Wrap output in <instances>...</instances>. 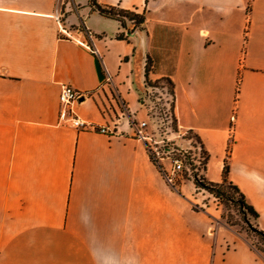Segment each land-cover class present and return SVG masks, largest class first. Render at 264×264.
<instances>
[{"label":"crops","instance_id":"obj_1","mask_svg":"<svg viewBox=\"0 0 264 264\" xmlns=\"http://www.w3.org/2000/svg\"><path fill=\"white\" fill-rule=\"evenodd\" d=\"M17 1L0 3V264H264L195 203L194 181L167 183L131 127L147 117V81L170 79L205 177L222 181L229 151V179L264 231V0H95L145 12L131 33L91 0H69L73 38L52 0ZM63 83L93 92L75 107L81 119L119 132L63 123Z\"/></svg>","mask_w":264,"mask_h":264},{"label":"built area","instance_id":"obj_2","mask_svg":"<svg viewBox=\"0 0 264 264\" xmlns=\"http://www.w3.org/2000/svg\"><path fill=\"white\" fill-rule=\"evenodd\" d=\"M56 18L59 22L60 34L61 37L73 38V34L71 28H69L64 21L62 20L59 11L56 12ZM131 23V22H130ZM89 37L92 39L91 33H89ZM85 44L88 48H91L94 52L98 53V50L92 46L91 42H81ZM98 56V55H97ZM106 78V74H105ZM108 81L112 80V77L109 75L106 78ZM156 86L148 85L146 91L141 95V104L147 110L146 119L140 121H131V127L133 128V135L138 139L145 141L149 154L155 163L160 167L163 172V176L168 184L172 187L176 188L179 186V182L183 181L186 176H190L194 179L200 177V175L196 174V163L198 160L196 159V155H192L189 151V148L185 147H172L167 143L172 142L174 144V139L177 137H181L182 139H186L187 132L175 131V137H168V139H157L154 136V133L151 129L152 125L150 124L151 114L149 113V109L151 108L150 103L154 102V90ZM93 95V92H84L71 84L63 83L61 85L60 90V118L61 121L65 124H71L79 129L91 128L95 131L112 134L119 132L117 125L118 122H114V126L111 127V124L108 125H94L88 121L81 119L75 111V107L83 102L85 99L89 98ZM119 103L123 107V110L120 112V116H126L125 105L120 101ZM155 125V123H154ZM164 142V144H162ZM197 148H201L199 145ZM169 160V166L166 165L165 161Z\"/></svg>","mask_w":264,"mask_h":264},{"label":"rangeland","instance_id":"obj_3","mask_svg":"<svg viewBox=\"0 0 264 264\" xmlns=\"http://www.w3.org/2000/svg\"><path fill=\"white\" fill-rule=\"evenodd\" d=\"M47 2V0H45ZM54 2V12L59 11L60 16L64 23L68 26L70 21H67L68 12L66 10L67 2L69 0H52ZM16 3L17 0L4 1L0 0V3ZM73 27H82V24H72ZM172 86L167 81L161 80L158 82L156 89L154 90V102L150 103L151 108L149 113L152 115L150 118V124L152 125L151 129L154 133L155 138L168 139V137H175V131H178V122L175 120L173 115V95H172ZM155 123V125H154ZM193 137L192 143L194 146L187 144L186 140L181 137L174 139V144L172 142L167 143L172 147H185L189 148L192 155H196L198 162L196 163V173L200 176L205 177V168L201 163L203 161L205 154L200 148H197L199 143L197 138L194 136V133L188 132L185 137ZM177 141H181L182 144H176ZM164 144V142L162 143ZM166 165L169 166V160L165 161ZM189 180L194 181L190 176H186L183 181L179 182V185L183 182L187 183ZM195 203L202 206L203 208L209 207L213 212L215 217V222L218 224H223L227 227H230L236 231L239 235L246 238L255 248L259 251L261 256L264 258V239H261L255 231L256 220L250 217L248 214L245 216L244 211L236 202H228L224 204L217 197L209 193L207 190L197 187L195 192Z\"/></svg>","mask_w":264,"mask_h":264},{"label":"trees","instance_id":"obj_4","mask_svg":"<svg viewBox=\"0 0 264 264\" xmlns=\"http://www.w3.org/2000/svg\"><path fill=\"white\" fill-rule=\"evenodd\" d=\"M91 3H93L94 7L104 16L117 19L120 21L121 25L124 28H127L128 32L131 33L132 30L135 28H140L144 24L146 20V15L145 12L140 13L136 10H128V9H123L118 6H102L100 4H97L95 0H91ZM131 22L133 24V29L128 28V24ZM120 38H124L123 35H119ZM152 67V60L149 58L147 67H146V74L148 76L150 70ZM166 82L168 81L171 86H172V95L174 97V87H173V82L170 79H163ZM158 82L157 81H151L148 80L147 83L151 86H157ZM173 115L175 117L174 113V99H173ZM175 120L177 118L175 117ZM198 140V137L195 136ZM202 153L205 154L203 161L201 163L204 165V168L206 170V165L208 162V155L207 152L204 151L202 148ZM228 156H229V151L227 154V157L225 159V166L223 170V179L220 182H214V181H209L207 180L206 177L200 176L199 178L197 177L195 179V185L199 188H203L207 190L209 193L217 197L221 202L224 204H227L228 202H236L244 211L245 216L248 214L250 217L254 218L255 220L258 219L259 217V212L257 209L248 201L246 195L243 193V191L240 189V187L235 184L232 180L229 179V165H228ZM198 174V173H196ZM256 233L259 235L261 239H264V231L259 229L257 226L255 227Z\"/></svg>","mask_w":264,"mask_h":264},{"label":"water","instance_id":"obj_5","mask_svg":"<svg viewBox=\"0 0 264 264\" xmlns=\"http://www.w3.org/2000/svg\"><path fill=\"white\" fill-rule=\"evenodd\" d=\"M95 65H96V69H97V73H98L99 79L101 81H103L104 78H105V74L103 72V67H102L101 59H100L99 56H97L96 59H95Z\"/></svg>","mask_w":264,"mask_h":264}]
</instances>
